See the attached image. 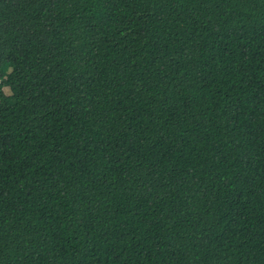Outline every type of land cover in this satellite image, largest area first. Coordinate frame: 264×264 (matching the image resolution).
<instances>
[{"label":"trees","instance_id":"obj_1","mask_svg":"<svg viewBox=\"0 0 264 264\" xmlns=\"http://www.w3.org/2000/svg\"><path fill=\"white\" fill-rule=\"evenodd\" d=\"M0 264H264V0H0Z\"/></svg>","mask_w":264,"mask_h":264},{"label":"rangeland","instance_id":"obj_2","mask_svg":"<svg viewBox=\"0 0 264 264\" xmlns=\"http://www.w3.org/2000/svg\"><path fill=\"white\" fill-rule=\"evenodd\" d=\"M5 91H6L7 93H9V92H10V91H9V88H6V89H5Z\"/></svg>","mask_w":264,"mask_h":264}]
</instances>
